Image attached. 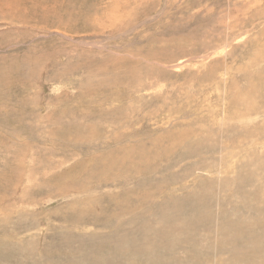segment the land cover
Here are the masks:
<instances>
[{
	"label": "rangeland",
	"instance_id": "obj_1",
	"mask_svg": "<svg viewBox=\"0 0 264 264\" xmlns=\"http://www.w3.org/2000/svg\"><path fill=\"white\" fill-rule=\"evenodd\" d=\"M263 50L264 0H0V264L264 255Z\"/></svg>",
	"mask_w": 264,
	"mask_h": 264
},
{
	"label": "bare ground",
	"instance_id": "obj_2",
	"mask_svg": "<svg viewBox=\"0 0 264 264\" xmlns=\"http://www.w3.org/2000/svg\"><path fill=\"white\" fill-rule=\"evenodd\" d=\"M264 51V50H263ZM260 54H261V52H260ZM260 57V56H259ZM258 58V57H257ZM256 59V58H255ZM260 61V60H259ZM256 62H257V60H256ZM255 62V63H256ZM258 64H259V62H258ZM130 157H131V155H130ZM260 168L263 170V172H264V167H261L260 166ZM257 169H259V167L257 168ZM256 170V169H255ZM254 170V171H255ZM256 173V172H255ZM258 175V174H257ZM205 188V187H204ZM196 190V189H195ZM198 194V193H197ZM196 197V196H195ZM140 198V197H139ZM196 199L198 200V198L196 197ZM193 201V200H192ZM200 203H202V202H200ZM204 203V202H203ZM197 204H198V201H197ZM199 205V204H198ZM195 207H196V205H194ZM201 206V205H200ZM256 206V205H255ZM167 208V207H166ZM262 214H264V212L263 213H259V215L261 216V219H264V215H262ZM167 216V215H166ZM168 217V216H167ZM171 217H172V215H171ZM175 217V216H174ZM173 217V218H174ZM171 220V219H170ZM169 220V221H170ZM165 221V220H164ZM256 221V220H255ZM259 222H260V220H259ZM175 223H176V221H175ZM197 223V222H196ZM195 223V224H196ZM162 224V223H161ZM173 225V224H172ZM171 224H170V227L169 228H171V231H172V226ZM262 225V224H261ZM160 226V225H159ZM195 227H196V225H195ZM194 227V228H195ZM154 228V227H153ZM157 228H158V225H157ZM174 228V230H176L177 232L175 233L176 235H175V245H176V247H178V246H180V235H182L185 231H180V228L178 227V226H176V227H173ZM222 228H227L226 226H223ZM155 230V229H154ZM253 230V229H252ZM152 231V230H151ZM167 231V230H166ZM169 231V230H168ZM254 231V230H253ZM161 232V231H160ZM164 232V231H163ZM180 232H183L182 234H180ZM145 233H147V232H145ZM166 233V232H165ZM173 233V232H172ZM246 233H248V235H244V236H249L250 237V232H247L246 231ZM256 233V232H255ZM153 234V233H152ZM156 234V233H155ZM160 235V234H159ZM167 235H169V234H167ZM171 235V234H170ZM169 235V236H170ZM152 236V235H151ZM154 236V235H153ZM166 236V235H165ZM238 236H241V233H240V231L239 230H235L233 233H232V236L230 237V241L228 242V243H231L232 244V246L234 245L233 244V242L235 241V237H237L238 238ZM156 237V236H155ZM162 237H163V235H162ZM152 238V237H151ZM150 238V239H151ZM167 239H168V237H166ZM240 238H243V237H240ZM260 238H262V237H260ZM143 239H144V237H143ZM146 239H148V238H146ZM183 239V238H182ZM250 240V238H247V237H245L244 238V240ZM153 240V239H152ZM157 240V239H156ZM151 241V240H150ZM238 241V240H237ZM160 242V241H159ZM166 242V241H165ZM164 242V243H165ZM171 242V241H170ZM147 243V242H146ZM167 243V245L166 246H163V247H166L167 248V246L168 245H170L169 244V240L166 242ZM227 243V244H228ZM154 244H155V242H154ZM243 244V243H242ZM226 244L225 243H222L221 245H220V249H224V250H226L225 248H224V246H225ZM248 245H249V247H250V249H253L254 248V245L253 244H250V243H248ZM148 246V245H147ZM144 247V246H143ZM146 247V246H145ZM162 247V246H161ZM166 248H164V249H166ZM237 248H239V247H237L236 245H234V247H233V249H232V253L234 254V252H238L239 251V249H237ZM264 248V247H263ZM157 249H158V247H157ZM219 249V250H220ZM262 250V249H261ZM220 251H222V250H220ZM264 251V250H263ZM158 252V251H157ZM163 252V251H162ZM168 252V251H167ZM256 252V251H255ZM143 253H144V251H143ZM253 253H254V251H253ZM252 252H251V254H248V255H251V256H249L248 258H246V259H244V258H241V257H239L238 255L237 256H234V260L232 261V262H236V263H238V264H264V260H263V258H261L262 256H264V255H262V253H261V257H259L257 254H254V255H252L253 254ZM237 254V253H236ZM244 257V256H243ZM226 261V260H225ZM224 261V262H225ZM228 261H226L225 263H227ZM230 263V262H229ZM235 263V264H236ZM228 264V263H227Z\"/></svg>",
	"mask_w": 264,
	"mask_h": 264
}]
</instances>
